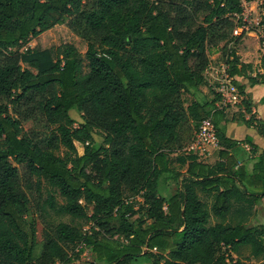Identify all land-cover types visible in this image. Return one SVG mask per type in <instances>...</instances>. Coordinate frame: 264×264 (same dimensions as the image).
Masks as SVG:
<instances>
[{
    "label": "trees",
    "instance_id": "obj_1",
    "mask_svg": "<svg viewBox=\"0 0 264 264\" xmlns=\"http://www.w3.org/2000/svg\"><path fill=\"white\" fill-rule=\"evenodd\" d=\"M242 12L239 0H0V264H264V224H250L264 151L226 135L237 122L264 137L237 82L264 84V52L257 69L236 55ZM220 45L242 96L236 118L215 107L220 94L183 99L207 84ZM207 118L211 165L181 153ZM166 174L177 185L167 198ZM85 250L92 261L79 263Z\"/></svg>",
    "mask_w": 264,
    "mask_h": 264
},
{
    "label": "rangeland",
    "instance_id": "obj_2",
    "mask_svg": "<svg viewBox=\"0 0 264 264\" xmlns=\"http://www.w3.org/2000/svg\"><path fill=\"white\" fill-rule=\"evenodd\" d=\"M264 3H260V1L258 0H248L244 3V17L247 20V28L249 30V34L248 35H242L240 41L235 45V49L241 59L242 62L245 63H249L252 66H254L255 69H257L260 66V63L257 64L258 59H260L262 52H264V44L260 42V38L263 35V31H264V26L260 23V17H261V7ZM54 40V39H53ZM37 44L36 40L33 39L31 40L21 51H24L26 48H30V47H35ZM242 53H246L248 55L251 56V58H244L242 56ZM208 56H209V65L213 68L219 67L220 64L223 62L222 61V57H221V45L217 46V47H212L208 49ZM257 65V66H255ZM22 68H27V66L25 64H21ZM237 81L241 82V83H246V80H242L241 79H237ZM214 90L209 87V84H206L204 86H201L198 91L196 92L195 95H191V94H184L183 95V99L185 102V106H187L190 101L192 99H197V100H210L213 98L214 96ZM225 112L228 116V118H236L237 115L239 113H244L243 112V108L241 106V102H239L238 104L234 105V106H228L225 108ZM72 116H74L75 118L79 119V116L76 112H71ZM248 117V116H247ZM32 127L31 123H26L24 125V129H30ZM232 137H235V135H233L231 133ZM94 140L96 142H101V138L99 137L98 134L94 135ZM188 147H184L183 150L181 151V153L183 155H186L188 153ZM244 149V148H243ZM64 154V150L61 149L60 151V155ZM178 154V153H177ZM173 159L174 157H176V154L171 156ZM217 160V156H216V152L212 153L210 156H208L207 158H199V161L203 162V163H207V164H213L215 163ZM174 171H178V172H184L185 168H180L179 164L175 161H173L171 163L170 166ZM177 191V185L175 183V181L173 179L170 178V176L168 174L164 175L162 177V179L160 180V184H159V195L163 196L165 198L171 196L172 194H174ZM201 198L205 199L203 197L202 194ZM43 198H45V194L43 196ZM57 201L59 203H61V198L56 197ZM139 199H136V202H138ZM137 207V206H136ZM262 207L258 208L259 213H262ZM34 218L35 222H36V240H37V245L35 247L34 250V258L35 255H37L36 253H38V250L40 249V245H41V230H42V225L40 224L39 219L37 218V215L34 213V210L31 209L30 214H29V219ZM215 222L214 220H211V223ZM251 225L253 224H257V222L255 220H252ZM85 229H88V227H85ZM232 257L235 258V255L232 254ZM238 257L241 260H249V261H253V259H250L249 257V249L248 247H242L239 250V255ZM92 261V257L91 254L88 250H85L80 257L78 258V262L79 263H85V262H89Z\"/></svg>",
    "mask_w": 264,
    "mask_h": 264
},
{
    "label": "built area",
    "instance_id": "obj_3",
    "mask_svg": "<svg viewBox=\"0 0 264 264\" xmlns=\"http://www.w3.org/2000/svg\"><path fill=\"white\" fill-rule=\"evenodd\" d=\"M246 1L248 0H239L243 12L239 16H236V20H239V25L233 30V37H242V35L249 34L247 20L244 17V3ZM258 1L261 4L264 3V0ZM257 72L262 74L264 73V69H257ZM204 77L209 87L214 90V93L221 95V101L215 104L217 109H225L228 106H234L241 102L242 96L234 85V78L228 74V66L224 61L216 68L208 65L204 72ZM217 145L212 121L210 118H207L195 130L193 139L187 149L188 153L196 155L198 159L202 157L207 158L217 150ZM244 147L248 149L247 145H244Z\"/></svg>",
    "mask_w": 264,
    "mask_h": 264
},
{
    "label": "crops",
    "instance_id": "obj_4",
    "mask_svg": "<svg viewBox=\"0 0 264 264\" xmlns=\"http://www.w3.org/2000/svg\"><path fill=\"white\" fill-rule=\"evenodd\" d=\"M236 55L239 57L237 51H236ZM242 56L244 58H251V56L246 53H242ZM239 60L240 62H242L240 57H239ZM242 63H245V62H242ZM259 63H260V59H258L257 61V64ZM245 64H249V63H245ZM242 80H245V79H242ZM238 83L244 86V92L251 103L252 115L254 116L255 119H258L264 122V84L251 86L247 81H246L247 85L245 83L244 84L241 83L240 81ZM231 133L235 135V137H232ZM226 135L229 138L236 140V141H243L245 138H249L251 142L258 147L259 151H264V137L259 135L257 130L253 127H247L237 122H229L226 125ZM244 145H247V144H243L241 145V147L244 148L245 152L248 154L249 146L247 145L248 149H246ZM243 158L244 159L241 160L240 164L244 165L247 171L250 172L256 160L251 156H243ZM260 207L263 208L262 213H259L258 211V208ZM255 209H256V212H255V216L253 220H255L257 224H264V197L260 200L259 204L256 206Z\"/></svg>",
    "mask_w": 264,
    "mask_h": 264
}]
</instances>
